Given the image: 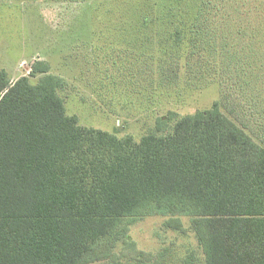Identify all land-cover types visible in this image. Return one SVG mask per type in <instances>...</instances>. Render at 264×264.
I'll return each instance as SVG.
<instances>
[{
    "label": "trees",
    "instance_id": "1",
    "mask_svg": "<svg viewBox=\"0 0 264 264\" xmlns=\"http://www.w3.org/2000/svg\"><path fill=\"white\" fill-rule=\"evenodd\" d=\"M142 2L154 12L160 0ZM193 2L211 9V45L220 54L241 48L246 65L264 70V28L247 35L243 19L234 21L238 11L254 8L264 19V0ZM168 21L166 33L175 32L179 47L187 29L192 35L204 24H175L174 15ZM245 35L249 42L255 36L260 50L246 45ZM30 69L41 75L37 81L28 75L14 81L0 69V264H148L155 255L138 248L129 232L134 221L155 214L169 216L166 228L194 233L202 258L192 251L183 264H264L261 132L247 130L215 101L158 117L140 139L119 136L67 112L65 79L48 62ZM255 70L243 81L264 108L258 91L264 78L250 80Z\"/></svg>",
    "mask_w": 264,
    "mask_h": 264
},
{
    "label": "rangeland",
    "instance_id": "2",
    "mask_svg": "<svg viewBox=\"0 0 264 264\" xmlns=\"http://www.w3.org/2000/svg\"><path fill=\"white\" fill-rule=\"evenodd\" d=\"M142 1L0 0V69L14 81L23 75L37 81L41 75L30 69L31 64L48 62L50 72L65 79L60 94L67 112L76 114L84 126L116 131L119 136L140 139L170 111L182 116L220 101L229 116L264 137V108L251 94L252 85L244 82L252 68L253 82L264 78V70L246 65L241 48H226L220 54L219 46L211 45V9H200L193 0H160L152 12ZM243 10L232 14L236 23L243 19L247 35H253L252 27L264 28L261 10ZM172 15L175 24L204 23L200 32L191 35L192 28L186 30L182 47L175 32L166 33ZM225 28L232 30L229 25ZM247 35L246 45L253 43L260 50L257 38L249 42ZM259 60L264 68L262 54ZM239 67L247 75L239 76ZM168 217L148 215L131 224L130 238L155 255L148 264H183L192 251L200 260L194 233L166 228ZM182 218L188 227L190 218ZM121 245L120 241L114 250ZM107 263L104 259L92 264Z\"/></svg>",
    "mask_w": 264,
    "mask_h": 264
}]
</instances>
